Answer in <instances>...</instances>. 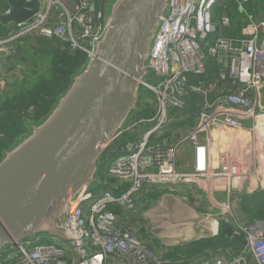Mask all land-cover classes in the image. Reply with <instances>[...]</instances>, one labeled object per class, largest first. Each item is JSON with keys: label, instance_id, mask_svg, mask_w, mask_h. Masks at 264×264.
Segmentation results:
<instances>
[{"label": "built area", "instance_id": "obj_1", "mask_svg": "<svg viewBox=\"0 0 264 264\" xmlns=\"http://www.w3.org/2000/svg\"><path fill=\"white\" fill-rule=\"evenodd\" d=\"M39 1L41 10L31 20L0 28V55L11 56L17 48L43 40L89 58L107 30L112 1ZM224 1L239 2L170 0L151 50V75L142 87L148 94L140 98L151 115L131 120L111 146L100 186L81 191L70 201L62 227L72 244L39 235L1 250L0 257L7 254V259L0 264H181L144 240L145 226L128 225L141 215L153 188L178 195L177 188L189 189L212 177L229 179L228 194L235 195L244 191L240 174L246 173L258 178V190H264V19L257 21L246 12L243 4L251 0L240 1L247 16L243 24L227 11L218 18V5L228 10ZM10 11L8 7L0 13ZM6 80L10 92L11 80ZM172 123L184 126L167 130ZM149 125L154 126L148 129ZM140 126L146 130L138 131ZM235 142L247 143L255 169L245 171L235 159L234 146H240ZM186 144L193 155V171L179 167L188 152ZM156 209L144 210L143 217L151 218ZM222 210L223 221L231 223L230 203ZM201 224L195 240L218 235L220 223L213 215H203ZM232 225L234 236L245 237V247L237 253L222 250L192 264H264V220ZM181 240L171 241L172 246Z\"/></svg>", "mask_w": 264, "mask_h": 264}, {"label": "water", "instance_id": "obj_2", "mask_svg": "<svg viewBox=\"0 0 264 264\" xmlns=\"http://www.w3.org/2000/svg\"><path fill=\"white\" fill-rule=\"evenodd\" d=\"M0 23H22L39 0H6ZM170 0H115L107 30L51 113L0 161V251L39 235L71 243L62 225L70 201L100 186L101 158L141 112L149 59ZM33 65L23 48L12 59ZM6 63V61H4ZM37 66L35 65V68Z\"/></svg>", "mask_w": 264, "mask_h": 264}, {"label": "trees", "instance_id": "obj_3", "mask_svg": "<svg viewBox=\"0 0 264 264\" xmlns=\"http://www.w3.org/2000/svg\"><path fill=\"white\" fill-rule=\"evenodd\" d=\"M262 1L264 2V0ZM6 6L5 0L0 1V12ZM261 9V6L257 7L251 13L258 16V10ZM216 11L218 18L223 16L226 11L230 16H235L233 11L223 9L222 4L216 7ZM241 20L243 24L244 19ZM32 46L35 49L39 47L45 52L51 53V67L46 74L38 73L37 79L34 81L30 80V78L19 80L18 86L12 90L10 96H3L2 102H0V161L4 158L6 152L10 151L30 133L33 124H39L51 113L59 98L68 90L73 78L84 70L88 63V57L85 53L78 52L71 55L68 51H62L60 44L56 41L40 40ZM211 74L215 75V72L213 71ZM142 108L143 115H151L150 109L144 106ZM111 148L107 150L100 160V173L102 172V174L105 162L111 156ZM168 192L165 189L153 188L144 199V210L147 211L153 208L159 199ZM241 198L240 207L250 218V223H253L255 219L264 220V191L256 192L252 195H244ZM219 223V233L216 237L203 238L171 247L167 256L176 263L192 264L195 260L211 259L215 253L222 250L231 248L234 253H237L241 248L245 247L247 244L245 237L238 238L234 236L233 225L226 223L222 219Z\"/></svg>", "mask_w": 264, "mask_h": 264}, {"label": "crops", "instance_id": "obj_4", "mask_svg": "<svg viewBox=\"0 0 264 264\" xmlns=\"http://www.w3.org/2000/svg\"><path fill=\"white\" fill-rule=\"evenodd\" d=\"M260 6L262 9L258 10V12H259L258 16L251 13V15L254 17V19H256L258 21L264 19L263 4H261ZM8 7L10 8V6H8V4H7L6 8L3 9V11H5ZM3 11H1V12H3ZM255 16H256V18H255ZM0 25H1V23H0ZM27 47L28 46L22 47L23 53H24V48H27ZM17 51H18V48L16 50V53H17ZM15 54H13V55H15ZM13 55H11V56L0 55V74H2L3 76L6 75V71H10L11 69L14 71V69H15V67H13L14 65H12L11 64L12 62L10 61V58L12 59ZM28 58H30V57H28ZM4 61H6V63ZM12 76H13V74L11 76H5L6 77L5 79L9 78V80H11V83H12V80L15 82L16 79L14 80L13 78H11ZM19 77H21V76H19ZM234 145H240L239 147L234 146L235 151L233 152V154L235 155V159L240 160L241 165L244 166L245 171H247V169H250L252 167H253V169H255V167H256L255 159L248 157L249 147L247 146V143L235 142ZM249 165H251V166H249ZM179 167H180V169H183L186 171H193V155L191 152V148H190V150H188L184 161L179 165ZM257 175H259L260 177L262 176L260 174H257ZM240 177H241L242 183H243V186L241 189L244 191L241 193L235 194V195H233L232 193L228 194L227 188H228L229 183H230L229 179L221 181V180H218V179H215L212 177L203 179L202 181H200L199 184L198 183H192V184H194V186L191 188L194 191H192V189L189 187L188 192L195 198H199L200 194L206 195L208 197L211 209L216 210L214 212L217 213V214L213 213L212 214L213 217L220 222L221 219L223 220V218L221 216L222 211H223L222 207H224V205L226 203L229 202L230 206L234 210L235 204H238V203H239V205L241 204V199H242L241 197L242 196L248 195V194L252 195L256 192L264 191V190H262V191L258 190V187H259L258 186L259 185L258 178H250L246 175V173H245V175L240 174ZM263 177H264V174H263ZM173 201H175V203H173ZM192 206L197 208V210L200 211L201 214L205 215L204 212H202L201 206H198V205H192ZM169 207H170V209H169ZM156 208H154L156 210L151 213V218H148V217L147 218L150 219L151 221L154 218V219H156V221L159 220L161 222L160 223L159 221H157L160 224V229H161L160 239L162 242H164V241H169V242L170 241H177V240H181L183 238H186L187 240H192L191 238H189L186 230L193 229L192 228V227H194V220L193 219L196 218V216H194L196 212H194L195 210L190 207V203L187 200L168 198L165 201H162L161 203H159ZM209 214H211V213H209ZM147 218H145V219H147ZM197 219H199V223H200V225H202L201 222L203 220V217L200 218L199 216H197ZM127 221H128V218L125 219L124 224H127ZM190 222H192V227L190 226ZM145 231L146 230H143V232H142L143 238L146 237ZM161 237L162 238L164 237L165 239L164 238L162 239ZM155 243L158 244V243H160V241H156Z\"/></svg>", "mask_w": 264, "mask_h": 264}, {"label": "rangeland", "instance_id": "obj_5", "mask_svg": "<svg viewBox=\"0 0 264 264\" xmlns=\"http://www.w3.org/2000/svg\"><path fill=\"white\" fill-rule=\"evenodd\" d=\"M112 1H115V0H112ZM240 1L241 0H239V2L224 1L223 4L227 5L228 9L233 11V13L236 16V18L245 19V18H247V16H246V13H244L243 10H242V4L240 3ZM261 3H263V9H264V2L262 0H251L249 3L243 4V7L245 8V10H246V12L248 14H251V11L253 9H256L257 7H260ZM110 11L111 10L107 11L108 19H109ZM0 28L5 29V27H3L2 25H0ZM2 35H4V34L2 33ZM33 44H30V45H28L27 48H24L25 55L27 57H30L29 59L34 60V64L33 65L28 66V65H24V64L23 65L22 64H17L16 66L20 67L18 72H16V69H14V71L11 69L10 71H6V75H4V76L2 74H0V102H2V99H3L4 95L10 96V94L12 93V90L18 86V81L19 80H22L24 78H30V80L34 81V80L37 79L38 73L46 74L48 72V69L51 67L50 66L51 63H52V56L50 55L51 53L50 52H45L43 49H40L39 47H37L35 49L34 46H32ZM209 62H212V61L211 60H209V61L207 60L206 61L207 64ZM35 65L37 66L36 68H35ZM12 74H13V76L11 78H13L14 80L16 79V81L14 82L12 80L11 85H7V87L11 86L10 92H7V89H5L6 88L5 84L7 83V80L5 79L6 78L5 76H11ZM19 76H21V77H19ZM154 78H155V76H154ZM7 79H9V78H7ZM151 83L153 84L154 82L151 81ZM146 94H148V93H146L145 90L143 89L141 91V96L142 95H146ZM140 106H141V109L143 110V108H142L143 104L142 105L140 104ZM131 117H133L132 120L139 121L143 117L142 111L133 113L131 115ZM153 126L154 125H149V126H147V128L150 129ZM183 126H184L183 123H181V124L172 123V124L168 125L166 127V129L168 130V129H172V128H176V127H183ZM137 130L138 131L139 130L144 131V130H146V128L144 126H140V127L137 128ZM124 140H128V137H125ZM185 147H186L187 150H190L189 144H186ZM110 160H111V156H109L108 159L106 160L105 168L108 166ZM105 168H104V171H105ZM98 190H99V188L95 191V193H97ZM175 191L177 192L178 195L173 194V193L168 194L169 193L168 192L165 196L168 197V198H172V199H173V196H174V198L179 199V200H181V199L187 200L190 203V207L195 210L194 212H196L195 213L196 214V218L193 219L194 220V227H192V222H190V226L193 229L186 230L187 233H188L189 238H191L192 240H195L200 235V232L202 230V225H200L199 219H197V216L202 218L203 214H201L200 211H198L197 208L193 207L192 205L201 206L202 207V212H204L205 215H208L209 213H211L209 215H212L213 213L217 214V213L214 212L216 210L211 209L208 197L206 195H201L200 194L199 198H195L188 192V187L187 186L186 187H179ZM192 191H194V190L192 189ZM166 197L162 196L160 201H165L166 199H168ZM173 203H175V201H173ZM157 206H158V204H155L153 209L156 208ZM169 209H170V207H169ZM144 212L145 211L142 210V208H140V214L141 215H138L134 220H131V223L129 222L128 225L129 226H133L134 228H136L137 226H140V225L141 226H145L144 230H146L145 231L146 232V237L144 238V240H146L148 242H151V246L154 247L155 249H157L159 252L168 253V251H169V249L171 247L178 246V245L172 246L173 244H175V242H171V241L170 242L169 241L162 242L161 239L159 238L160 237V233H161L160 224L157 222L159 220L156 221V219L153 218L152 221H151L147 217H145V218H147V219H145L143 217V213ZM256 220H258V219H255L253 221H256ZM228 221L231 222L232 224H235V223H237V224H246V223H250L251 222L250 218H248V216L242 211V208L240 207L239 203L234 205L233 213L229 217ZM156 241H160V243L156 244L155 243ZM179 242H180L179 245L187 243V241H179ZM6 259H7V254H4L2 257H0V263H5Z\"/></svg>", "mask_w": 264, "mask_h": 264}, {"label": "bare ground", "instance_id": "obj_6", "mask_svg": "<svg viewBox=\"0 0 264 264\" xmlns=\"http://www.w3.org/2000/svg\"><path fill=\"white\" fill-rule=\"evenodd\" d=\"M180 229H181V228H180ZM180 229H179V230H180ZM182 229H183V228H182ZM186 229H187V228H186ZM193 232H194V231H193ZM195 232H196V231H195Z\"/></svg>", "mask_w": 264, "mask_h": 264}]
</instances>
